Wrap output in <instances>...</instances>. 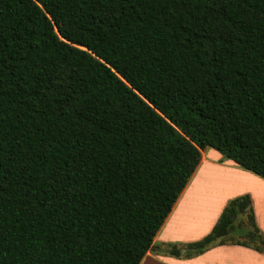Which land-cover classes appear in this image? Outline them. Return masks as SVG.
<instances>
[{
  "label": "trees",
  "instance_id": "obj_1",
  "mask_svg": "<svg viewBox=\"0 0 264 264\" xmlns=\"http://www.w3.org/2000/svg\"><path fill=\"white\" fill-rule=\"evenodd\" d=\"M207 147L264 179V0H0V264L264 253L247 193L153 245Z\"/></svg>",
  "mask_w": 264,
  "mask_h": 264
},
{
  "label": "crops",
  "instance_id": "obj_2",
  "mask_svg": "<svg viewBox=\"0 0 264 264\" xmlns=\"http://www.w3.org/2000/svg\"><path fill=\"white\" fill-rule=\"evenodd\" d=\"M249 194L258 227L264 232V179L225 159L217 150H201L200 161L153 238L154 246L187 243L206 235L227 201ZM139 264H264V253L240 244L210 247L190 257L150 249Z\"/></svg>",
  "mask_w": 264,
  "mask_h": 264
},
{
  "label": "rangeland",
  "instance_id": "obj_3",
  "mask_svg": "<svg viewBox=\"0 0 264 264\" xmlns=\"http://www.w3.org/2000/svg\"><path fill=\"white\" fill-rule=\"evenodd\" d=\"M226 159V158H225ZM245 221V216L243 215H238L234 221V234L236 236V239L238 240H242L240 233L243 228H242V224Z\"/></svg>",
  "mask_w": 264,
  "mask_h": 264
}]
</instances>
